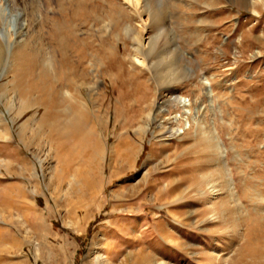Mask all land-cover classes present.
<instances>
[{
	"label": "rangeland",
	"instance_id": "rangeland-1",
	"mask_svg": "<svg viewBox=\"0 0 264 264\" xmlns=\"http://www.w3.org/2000/svg\"><path fill=\"white\" fill-rule=\"evenodd\" d=\"M125 2L0 0V264H264V0Z\"/></svg>",
	"mask_w": 264,
	"mask_h": 264
},
{
	"label": "bare ground",
	"instance_id": "bare-ground-1",
	"mask_svg": "<svg viewBox=\"0 0 264 264\" xmlns=\"http://www.w3.org/2000/svg\"><path fill=\"white\" fill-rule=\"evenodd\" d=\"M124 1H126L128 4H130V6H132V7H134L135 9H137V10H139V8L141 7V5H140V3H141V0H124ZM148 1L149 0H143V2H144V8L145 9H147V11H148V8H150L149 7V3H148ZM262 1V0H261ZM125 2V3H126ZM259 2H260V0H259ZM150 10V9H149ZM26 24L25 23H23L22 24V27L23 26H25ZM21 27V28H22ZM23 29V28H22ZM7 37L6 38H3V39H5V41H1V38H0V57L3 55V53H4V44L5 45H7L8 43H9V41H13V39H14V34L15 33H13V32H11V30H8L7 32ZM4 34H5V32H4ZM16 38V37H15ZM3 42V43H2ZM11 44V43H10ZM5 73V72H4ZM5 75V74H4ZM2 77V76H1ZM0 77V78H1ZM80 96V95H79ZM83 101H84V99H83ZM39 103V102H38ZM60 103V102H59ZM72 103V102H71ZM35 104V103H34ZM81 105V104H80ZM84 105V104H83ZM37 106V105H36ZM84 107V106H83ZM50 108V106L48 107V109ZM82 108V107H81ZM44 109V108H43ZM76 109H78L79 110V107L78 108H76ZM77 111V110H76ZM80 111V110H79ZM58 112V111H57ZM75 113V112H74ZM79 113V112H78ZM82 113V112H81ZM81 115V114H80ZM84 115V114H83ZM85 115H87V114H85ZM65 117V116H64ZM76 120V119H75ZM44 121V120H43ZM82 121V120H81ZM85 121H87V120H85ZM52 123V122H51ZM55 123V122H54ZM57 123V122H56ZM72 124V123H71ZM79 126H80V124H79ZM23 127V126H22ZM55 129H57V128H55ZM6 130V129H5ZM89 131H91V130H89ZM60 134V133H59ZM86 134V133H85ZM65 135V134H64ZM69 138V137H68ZM63 139V138H62ZM63 142V141H62ZM65 142V141H64ZM84 145V144H83ZM76 150V149H75ZM69 152V151H68ZM86 152V151H85ZM84 153V152H83ZM82 156V155H81ZM95 156V155H94ZM94 156H92L91 158H93ZM84 157V156H83ZM94 159V158H93ZM98 159V158H97ZM95 160H96V158H95ZM90 161H92V159L90 160ZM94 161V160H93ZM96 162V161H95ZM94 162V163H95ZM89 163V162H88ZM61 165H62V163H61ZM94 166V165H93ZM83 173H85V172H83ZM90 175V174H89ZM91 179V178H90ZM90 182V181H89Z\"/></svg>",
	"mask_w": 264,
	"mask_h": 264
}]
</instances>
